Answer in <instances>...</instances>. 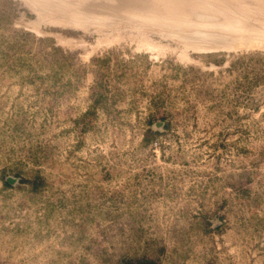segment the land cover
<instances>
[{
  "label": "rangeland",
  "instance_id": "374dc122",
  "mask_svg": "<svg viewBox=\"0 0 264 264\" xmlns=\"http://www.w3.org/2000/svg\"><path fill=\"white\" fill-rule=\"evenodd\" d=\"M0 264H264V0H0Z\"/></svg>",
  "mask_w": 264,
  "mask_h": 264
}]
</instances>
